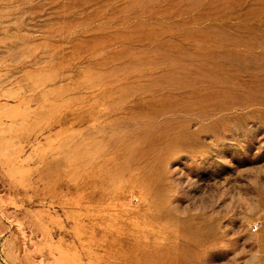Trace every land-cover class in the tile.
Here are the masks:
<instances>
[{"label":"rangeland","instance_id":"rangeland-1","mask_svg":"<svg viewBox=\"0 0 264 264\" xmlns=\"http://www.w3.org/2000/svg\"><path fill=\"white\" fill-rule=\"evenodd\" d=\"M0 264H264V0H0Z\"/></svg>","mask_w":264,"mask_h":264},{"label":"bare ground","instance_id":"bare-ground-1","mask_svg":"<svg viewBox=\"0 0 264 264\" xmlns=\"http://www.w3.org/2000/svg\"><path fill=\"white\" fill-rule=\"evenodd\" d=\"M242 67V66H241ZM201 75V74H200ZM226 82V81H225ZM219 85V84H218ZM215 86V85H214ZM217 86V85H216ZM221 86V85H220ZM242 87V86H241ZM255 87V86H254ZM235 88H237V86L235 87ZM234 88V89H235ZM244 88H246V87H244ZM238 89V88H237ZM240 89V88H239ZM213 91V90H212ZM244 91V90H243ZM223 92V91H222ZM210 93V92H209ZM227 93V92H226ZM235 93V92H234ZM203 94H205V93H203ZM222 97V96H221ZM248 97V96H247ZM231 101H233V100H231ZM219 102V101H218ZM218 104V103H217ZM231 107V106H230ZM205 113V112H204ZM136 245V244H135ZM148 259V258H147ZM172 260V259H171Z\"/></svg>","mask_w":264,"mask_h":264},{"label":"built area","instance_id":"built-area-1","mask_svg":"<svg viewBox=\"0 0 264 264\" xmlns=\"http://www.w3.org/2000/svg\"><path fill=\"white\" fill-rule=\"evenodd\" d=\"M256 228H257V225H256Z\"/></svg>","mask_w":264,"mask_h":264}]
</instances>
